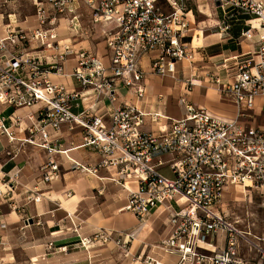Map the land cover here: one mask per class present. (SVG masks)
<instances>
[{"label":"built area","instance_id":"1","mask_svg":"<svg viewBox=\"0 0 264 264\" xmlns=\"http://www.w3.org/2000/svg\"><path fill=\"white\" fill-rule=\"evenodd\" d=\"M48 1L53 11L62 10L61 0ZM211 1H218L221 31L228 28L232 10L259 19L257 26L250 23L242 32L245 37L252 36V29L262 28L254 53L224 58L206 78L216 86L220 100L233 106L231 115L195 105L187 97L188 88L177 99L182 108L179 118L151 108L152 103L166 102L162 93L148 101L147 75L175 79L178 64L190 57L195 32L190 33L194 29L188 18V0H88L93 22L104 27L102 53L75 51L66 45L62 52L32 54L44 51L42 46L57 44L47 41L55 34L43 27L54 12L38 0L39 23L30 32L33 37L22 30H8L0 36V105L14 109L38 106L22 118L14 111L0 116V136L10 143L9 154L19 152L16 140L53 150L47 128L60 132L67 124L70 131L76 124L81 143L73 148H86L99 157L94 164H84L70 157L67 149H58L73 168L93 175L105 169L108 179L127 191L124 209L140 226L150 212L161 208L158 214L166 213L169 233L150 245L155 255H147L144 264H264V224L256 231L247 214H236L235 204L223 200L227 194L235 197L238 193L248 202L253 196L264 197V4L259 0ZM32 39L40 43L34 46L37 51L27 50L33 47ZM71 56L75 63L68 76L78 88H68L50 77L66 76L64 63ZM121 88L140 104L121 99ZM86 97L93 100L85 106ZM100 101L111 103L112 110L97 113ZM22 119L28 120L23 128L28 133L19 139L13 127L22 130ZM49 163L54 171L63 165L54 160ZM163 167L171 174L166 175ZM7 176L0 187V200L18 211L20 207L11 201L17 172ZM48 178L46 173L44 179ZM127 183L135 187L129 188ZM32 199L38 201L39 197ZM6 227L0 220L2 249L6 248ZM136 230L125 235L96 230L92 237L79 236V241L86 249L93 240L99 245L112 242L124 247L134 239ZM243 244L248 253L258 255L257 260L245 254ZM167 255L176 260L166 263Z\"/></svg>","mask_w":264,"mask_h":264},{"label":"crops","instance_id":"2","mask_svg":"<svg viewBox=\"0 0 264 264\" xmlns=\"http://www.w3.org/2000/svg\"><path fill=\"white\" fill-rule=\"evenodd\" d=\"M1 1L8 6L14 4L17 7L24 6L27 3V0ZM259 1L264 4V0ZM190 10L189 14L193 15L191 8ZM21 12L22 10L19 15ZM15 14L8 13L7 22L6 16L0 12V36L5 35L8 30H22L29 34L31 30L38 27L36 21L29 26L25 20L27 17H21L18 14L21 18L13 24L11 15L15 16ZM191 17L198 28H195V30L201 33L200 37L195 36L196 39H202L197 46L193 47V42L189 46L191 57L195 56L192 61L197 62V66L203 67L211 64L212 67H216L224 58L231 57L234 54L254 53L257 50L258 38L262 28L252 29V36L248 38L242 34L249 28L250 23L253 26L258 25L255 20L257 18L252 14L232 10L231 17L228 20L229 26L224 31L219 28L222 26L220 24L222 20L221 13L217 19H211L207 26H205L206 20H197L196 22V20L194 21V15ZM45 51L51 50H44L42 53ZM93 51L102 53L104 42L102 50L93 49ZM70 59L72 64L68 65ZM184 61L185 59L177 67L185 68ZM74 63V57L66 60L64 63L66 76L50 74L51 79L56 82H63L68 88H78V85L68 76ZM169 79L172 83H164L163 79L160 81L153 75H147L148 101H152L156 94L162 93L166 98V102L152 103L150 104L151 108L162 110L171 117L179 118L182 116V112L179 116H172L167 111L170 100H175L177 104L178 97L184 91V83L177 84L171 78ZM198 82L195 81V84H198ZM204 85L202 86L204 88H201L200 85L192 87L187 94L191 102L215 113H231L233 111L234 108L231 104L220 100L218 91L212 84L205 82ZM119 93L121 99L140 104L130 93L125 94L126 90L124 88L119 89ZM92 100L93 97H86L83 104L85 106L89 105ZM96 106V111L99 114L110 112L113 107L107 101H100ZM37 107L35 105L28 108L14 109V107L0 105V116H8L13 111L14 114L19 111L25 116V114L35 111ZM148 107L147 104L146 108ZM9 123V120L6 119V124ZM66 125L62 126L60 132L47 128L51 135L49 146L54 147L53 150L17 142L19 144L14 145L19 149V152L13 156V153L9 154L8 152L10 144L7 138L3 135L0 136V187L3 188V183L8 179L7 174L12 176L17 172V177L13 178L11 201L20 207L18 211L11 210L8 202L4 199L0 200V220L7 224L3 231L6 248H0V264H87V260L91 257L89 253H75L71 250L85 249L81 245L78 235L95 232L96 230L127 232L137 229V237L140 238L138 240H147V246L148 244H154V242L157 243L169 233L170 228L166 224L167 219H164L163 223L159 220L154 223V217L150 220V217L158 213L161 208L150 212L144 218V223L141 226L131 212H123L127 191L120 185L111 182L105 169L100 170L98 175H87L77 168L70 167L64 155L58 154V149H67V154L70 157L80 160L84 164L96 163L99 156L83 147L73 148L80 145L81 136L78 131H76L77 133L67 131ZM147 128H151V126ZM13 129L19 139L24 138L27 134L26 131H21L17 127H13ZM50 160H54L57 164H63V166L54 171L50 168ZM46 173L49 174L48 179H44ZM126 186L129 188L135 187L133 183H127ZM241 195L243 196V194ZM36 196L39 197L38 201L32 199ZM25 218H28L27 223ZM75 226L79 227L78 235L72 232ZM136 240L137 238L134 237L133 244ZM94 245H99V242H91L90 246ZM243 247L245 254H249L254 260L258 259L256 253L247 252L246 244H243Z\"/></svg>","mask_w":264,"mask_h":264},{"label":"rangeland","instance_id":"3","mask_svg":"<svg viewBox=\"0 0 264 264\" xmlns=\"http://www.w3.org/2000/svg\"><path fill=\"white\" fill-rule=\"evenodd\" d=\"M38 1L42 2L43 6L46 9H48L49 12L53 11L52 5L50 4V2L48 0H38ZM186 7L188 9H190V8L192 9V13L194 15V21L196 20V22H197V20H199V21L206 20L205 26H207L208 22H210L211 19H217V17L221 13L220 8H217L216 5L214 3H212L211 0H188V2L186 3ZM36 8H37L36 0H32V1L27 0V3L24 6L22 5L21 7H17L14 4L11 6H8V5H6V3L4 4L3 1L0 2V12L3 13L4 16H6L7 22H8V13H13V14L16 13L15 16L11 15V22L13 24L22 16L27 17V19L25 18V20L29 24V26H30V24L31 25L34 24L35 21L38 24L39 21H38V17L36 14ZM59 8H61L62 10L60 12L57 10H54L53 11L54 14H50V16L48 17V19L46 21V24L43 25L44 29H52V33L55 34L54 39L48 38L47 41L53 42L52 40H56L57 44L53 43L52 44L53 46L51 48L46 47V45L40 47V49H42V50L44 49V50H51V51H47V52L45 51L44 53L33 52L32 54H37V53L38 54H40V53L41 54H49V52H58V51L62 52L64 49V46H66V45L69 46L70 48L74 49V50H76L78 48L92 49V50L94 49V50H99V51L102 50V47H103L102 30L104 29V27H102L98 23L93 22V20H92L93 11H92L91 5L88 2V0H65V1L61 0V2L59 4ZM21 10H22V12L20 14L21 17H19L20 16L19 13ZM164 10L168 11V8L164 7ZM193 15L189 14V18L191 20L190 26L194 29V30L190 31V33L192 34L195 32L194 39H193V45H194L193 47H195L201 43L202 39H196V37H195V36L200 37L201 33L198 32L197 30H195V28L196 29H198V28H197V25H195V22H193V19L191 17ZM32 31L33 30H31L30 32H32ZM50 33H48V34H50ZM28 36L33 37L30 33L28 34ZM37 44H40L38 42V40L32 39L31 45L33 47L28 48L27 50L37 51L34 49V46ZM31 49H33V50H31ZM40 49H38V50H40ZM194 57L195 56L191 57V55H190L189 59H187V60L185 59V61H184L185 62V68H183L181 66L177 67V73L175 74V79L171 78L177 84L180 82L184 83V85H183L184 89L188 88L189 91H191L192 87H194L196 85H200L201 88H204L202 86H205L204 85L205 82L211 84V82L208 81V79H206V78L208 77V73H211L214 70H216V68L214 66L212 67L211 64H209V66H203V67L197 66V62L192 61V59ZM69 58H73V57L71 56ZM71 64H72V60L70 59V61L68 62V65H71ZM154 77L158 78V80H160V81L163 79L164 83H172V81L167 77H165V78L164 77H158V76H154ZM187 79L192 80L194 83H195V81H201L202 83L198 82V84L190 85L189 81H187ZM214 87L216 88V86H214ZM260 103L262 104L263 100H262V102H260V101L257 102L258 105H260ZM181 112H182V108L177 106L175 100L174 101L170 100L169 104H168L167 113L172 115V116H179ZM232 113H233V111L231 113H226V114L231 115ZM16 114L18 116H20L21 118L24 117V115L19 111ZM27 122H28L27 119H22V124H21L22 130L21 131H24V132L26 131L23 128L28 124ZM72 125H73V128L70 131H73V132L78 131V126L76 124H72ZM66 130H67V128H66ZM67 131H69V130H67ZM17 142L22 144L18 140H16L14 142V144H19ZM61 142H63V141H61ZM23 144H26V143H23ZM65 160H67V159L65 158ZM67 161L69 162V165H70L71 161H69V160H67ZM62 166L63 165H59L58 168H60ZM70 167L73 168L71 165H70ZM73 169H76V168H73ZM162 169L166 175L171 174L170 171L167 169V167H163ZM78 170H80L81 172L83 171L84 174L91 175V173L86 172L82 169H78ZM227 195H225L223 200L225 202L228 201L231 206H232L231 202H233V204H235L233 206H235L236 214H239L242 216H244V214L245 215L247 214L248 215L247 220L250 222H253L256 225V228H255L256 231H261L263 228V224H264V197L253 196L251 198V201L248 202L247 197L245 198L240 193H238L235 197L227 196ZM125 211H128V210L124 209L123 212H125ZM153 217L155 218L154 223L157 222V220H159L161 223H163L164 219H166V213H161V214L156 213L155 215H152L150 217V220ZM72 232L75 235H78V231L76 232L74 229H72ZM128 232H130V231L121 232V233H123L122 235H125V233H128ZM114 233H115V231H113V234ZM84 235L92 237L94 235V232H89L86 234H80L78 236H84ZM134 237L137 238L135 244H133L134 239H132L130 242H128V244H125L124 247H122V246L117 247L112 242H109V243L103 244V245L90 246L87 249L86 248L85 249L84 248H82V249L77 248V249H72L71 251L75 252V253L76 252L77 253H79V252L89 253L91 257H90V259L87 260V264H144V258L147 255H151V254L155 255L154 254L155 252L150 251V245L149 244H148V246L146 245L147 240H145V239L138 240L139 237H137V232H136ZM92 242H97V241L93 240ZM154 244H155V242H154ZM140 254L142 255L141 259L138 258V256ZM175 260H176V258L174 256L167 255V257L165 258L164 261L166 263H171Z\"/></svg>","mask_w":264,"mask_h":264},{"label":"water","instance_id":"4","mask_svg":"<svg viewBox=\"0 0 264 264\" xmlns=\"http://www.w3.org/2000/svg\"><path fill=\"white\" fill-rule=\"evenodd\" d=\"M215 4L218 5V1H216ZM30 222H32V220H30Z\"/></svg>","mask_w":264,"mask_h":264},{"label":"bare ground","instance_id":"5","mask_svg":"<svg viewBox=\"0 0 264 264\" xmlns=\"http://www.w3.org/2000/svg\"><path fill=\"white\" fill-rule=\"evenodd\" d=\"M68 7H69V6H68ZM255 20L258 22L259 19H255ZM255 23H256V22H255Z\"/></svg>","mask_w":264,"mask_h":264}]
</instances>
